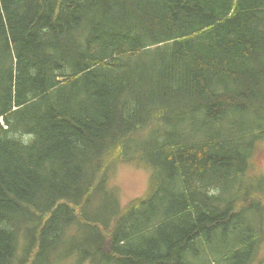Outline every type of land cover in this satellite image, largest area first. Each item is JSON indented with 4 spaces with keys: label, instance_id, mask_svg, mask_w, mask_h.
<instances>
[{
    "label": "trees",
    "instance_id": "obj_1",
    "mask_svg": "<svg viewBox=\"0 0 264 264\" xmlns=\"http://www.w3.org/2000/svg\"><path fill=\"white\" fill-rule=\"evenodd\" d=\"M262 141L264 0H0V264H261Z\"/></svg>",
    "mask_w": 264,
    "mask_h": 264
},
{
    "label": "rangeland",
    "instance_id": "obj_2",
    "mask_svg": "<svg viewBox=\"0 0 264 264\" xmlns=\"http://www.w3.org/2000/svg\"><path fill=\"white\" fill-rule=\"evenodd\" d=\"M257 148V149H256ZM256 151L252 158V168L256 175H264V141L260 142L256 146ZM118 169L116 176L111 178L112 183L117 186L122 195V203L128 204L131 201L143 196L148 187L149 173L145 169H137L130 165H121ZM105 171V168H103ZM250 178L253 175L248 171ZM258 182L264 181V176H256ZM264 187L263 183H259ZM106 206H102V211L106 212ZM75 241H80L83 238H73ZM262 262L264 264V245L261 250ZM87 264V263H86Z\"/></svg>",
    "mask_w": 264,
    "mask_h": 264
}]
</instances>
